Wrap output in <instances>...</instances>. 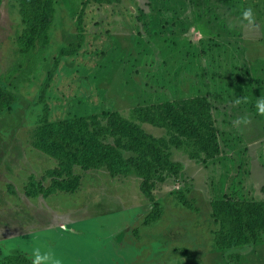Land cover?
Returning <instances> with one entry per match:
<instances>
[{
  "label": "rangeland",
  "instance_id": "rangeland-1",
  "mask_svg": "<svg viewBox=\"0 0 264 264\" xmlns=\"http://www.w3.org/2000/svg\"><path fill=\"white\" fill-rule=\"evenodd\" d=\"M13 2L0 3V80L16 96L0 111V258L33 260L39 247L62 264H264V241L217 248L209 215L215 199L264 202V116L255 108L264 97V0H56L49 36L27 51L16 41L22 24ZM249 7L253 24L242 18ZM81 10L82 38L74 27ZM197 95L212 107L216 157L191 159L171 147L183 169L154 178L149 193L137 175L101 166L75 167L74 192L24 194L31 174L41 179L57 167L33 146L42 121L112 110L130 118L138 104Z\"/></svg>",
  "mask_w": 264,
  "mask_h": 264
},
{
  "label": "trees",
  "instance_id": "trees-1",
  "mask_svg": "<svg viewBox=\"0 0 264 264\" xmlns=\"http://www.w3.org/2000/svg\"><path fill=\"white\" fill-rule=\"evenodd\" d=\"M113 1L118 0H106ZM13 3L22 24L16 39L18 47L21 51L31 50L49 36V29L56 20V0H14ZM74 27L82 38L85 30L82 10ZM15 99V94L0 80V111L8 110ZM143 123L163 128L165 132L156 136L147 132ZM217 135L212 107L205 95L138 104L130 118L112 110L84 117L44 120L33 130V146L53 157L57 167L45 176L50 177L48 185L43 183L45 177L38 179L31 174L24 194L44 197L53 191L74 192L81 181L75 167L101 166L113 176L137 175L141 178V189L149 193L154 178L176 177L183 169L179 161L172 159L171 147L183 149L191 159L206 161L220 154ZM179 195L186 206L191 205L183 194ZM209 215L214 226V245L219 249H235L264 241L263 201L215 199L210 202ZM149 216V221L155 220L156 212ZM238 255L234 253L229 257L236 259ZM0 264H32V260L15 252L2 256Z\"/></svg>",
  "mask_w": 264,
  "mask_h": 264
},
{
  "label": "clouds",
  "instance_id": "clouds-1",
  "mask_svg": "<svg viewBox=\"0 0 264 264\" xmlns=\"http://www.w3.org/2000/svg\"><path fill=\"white\" fill-rule=\"evenodd\" d=\"M242 18L249 24H253L255 20L253 9L251 7L245 8L242 12ZM246 100L247 98H243V102H246ZM241 102V98H237L235 100L236 104H240ZM255 108L259 115L264 116V97L257 98L255 102ZM241 122L247 124L249 123V120L245 117ZM32 255L34 257L32 264H62V259L56 256L55 253L50 250L42 253L39 247H35L32 251Z\"/></svg>",
  "mask_w": 264,
  "mask_h": 264
}]
</instances>
